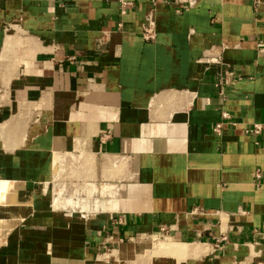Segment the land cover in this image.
<instances>
[{
  "label": "crops",
  "instance_id": "crops-1",
  "mask_svg": "<svg viewBox=\"0 0 264 264\" xmlns=\"http://www.w3.org/2000/svg\"><path fill=\"white\" fill-rule=\"evenodd\" d=\"M162 232L264 264V0H0V264H141Z\"/></svg>",
  "mask_w": 264,
  "mask_h": 264
},
{
  "label": "rangeland",
  "instance_id": "rangeland-1",
  "mask_svg": "<svg viewBox=\"0 0 264 264\" xmlns=\"http://www.w3.org/2000/svg\"><path fill=\"white\" fill-rule=\"evenodd\" d=\"M171 242H174V241H172L171 239H168L167 234L156 236L154 238V241H152L150 245L146 246L145 250L144 249L141 250V253L139 256L141 264H175L177 263V260H176L177 258H173L175 257V255H171L168 253L158 254V253H154V250H153L154 246L159 243L164 244V243H171ZM193 247L194 246L192 245L189 248H193Z\"/></svg>",
  "mask_w": 264,
  "mask_h": 264
},
{
  "label": "built area",
  "instance_id": "built-area-1",
  "mask_svg": "<svg viewBox=\"0 0 264 264\" xmlns=\"http://www.w3.org/2000/svg\"><path fill=\"white\" fill-rule=\"evenodd\" d=\"M148 34V31L146 32ZM149 36V35H148ZM150 38V36H149ZM224 124H230V125H234L233 121L231 120V118L227 115V114H222L220 117V121L216 124L215 126V131L218 132V130L222 127V125ZM263 130L262 126H258V125H254L251 128H247L245 130V133L247 135H254V136H258L261 131ZM166 235V232H162L161 235Z\"/></svg>",
  "mask_w": 264,
  "mask_h": 264
},
{
  "label": "bare ground",
  "instance_id": "bare-ground-1",
  "mask_svg": "<svg viewBox=\"0 0 264 264\" xmlns=\"http://www.w3.org/2000/svg\"><path fill=\"white\" fill-rule=\"evenodd\" d=\"M5 187H6V185H5ZM180 246H181L180 244H176L174 242L164 243V244L159 243V244L154 246L153 250H154V253H158V254L168 253V254L174 255V254H176V250L180 249Z\"/></svg>",
  "mask_w": 264,
  "mask_h": 264
}]
</instances>
